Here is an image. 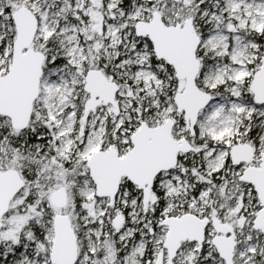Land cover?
<instances>
[{
	"label": "snow or ice",
	"instance_id": "1",
	"mask_svg": "<svg viewBox=\"0 0 264 264\" xmlns=\"http://www.w3.org/2000/svg\"><path fill=\"white\" fill-rule=\"evenodd\" d=\"M0 264H264V0H0Z\"/></svg>",
	"mask_w": 264,
	"mask_h": 264
}]
</instances>
